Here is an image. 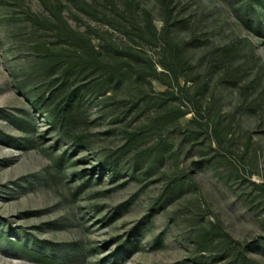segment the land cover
<instances>
[{"label": "rangeland", "instance_id": "374dc122", "mask_svg": "<svg viewBox=\"0 0 264 264\" xmlns=\"http://www.w3.org/2000/svg\"><path fill=\"white\" fill-rule=\"evenodd\" d=\"M0 264H264V0H0Z\"/></svg>", "mask_w": 264, "mask_h": 264}, {"label": "trees", "instance_id": "16d2710c", "mask_svg": "<svg viewBox=\"0 0 264 264\" xmlns=\"http://www.w3.org/2000/svg\"><path fill=\"white\" fill-rule=\"evenodd\" d=\"M174 54H179V50L174 49ZM75 93H70L66 96V98L62 101V103H58L54 105L52 109V117L55 120H60V122H65L70 118V114L72 111V103L75 101L76 98ZM53 98V93L48 95L47 100H51ZM129 249L132 247H128ZM134 249H132L133 251ZM131 251V249H130Z\"/></svg>", "mask_w": 264, "mask_h": 264}]
</instances>
